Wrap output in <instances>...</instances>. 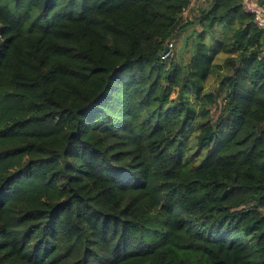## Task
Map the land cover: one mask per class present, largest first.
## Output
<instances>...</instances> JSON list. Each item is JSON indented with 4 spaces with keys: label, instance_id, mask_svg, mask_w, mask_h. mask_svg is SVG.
Returning <instances> with one entry per match:
<instances>
[{
    "label": "trees",
    "instance_id": "16d2710c",
    "mask_svg": "<svg viewBox=\"0 0 264 264\" xmlns=\"http://www.w3.org/2000/svg\"><path fill=\"white\" fill-rule=\"evenodd\" d=\"M243 1L0 0V264H264Z\"/></svg>",
    "mask_w": 264,
    "mask_h": 264
},
{
    "label": "built area",
    "instance_id": "2783aa9c",
    "mask_svg": "<svg viewBox=\"0 0 264 264\" xmlns=\"http://www.w3.org/2000/svg\"><path fill=\"white\" fill-rule=\"evenodd\" d=\"M243 2L244 9L254 15V22L260 27L264 26V7L257 5V3H253L252 0H244ZM172 46L173 44L170 42L166 50L162 52V58H166L170 55Z\"/></svg>",
    "mask_w": 264,
    "mask_h": 264
},
{
    "label": "crops",
    "instance_id": "0c3cea01",
    "mask_svg": "<svg viewBox=\"0 0 264 264\" xmlns=\"http://www.w3.org/2000/svg\"><path fill=\"white\" fill-rule=\"evenodd\" d=\"M253 3H257V0H252ZM212 0H191L190 6L183 14L184 20L193 19L201 10L210 6Z\"/></svg>",
    "mask_w": 264,
    "mask_h": 264
},
{
    "label": "rangeland",
    "instance_id": "374dc122",
    "mask_svg": "<svg viewBox=\"0 0 264 264\" xmlns=\"http://www.w3.org/2000/svg\"><path fill=\"white\" fill-rule=\"evenodd\" d=\"M76 10H77V7L72 9L73 12H75ZM184 21L186 22L187 20H184ZM196 30L198 31L200 29L197 27ZM218 33H222V28H219ZM182 35L184 36L185 32ZM172 42H173V46H174L173 51H175L176 50V46L179 44V39L174 37V38H172ZM212 84H213V79H211L209 81L208 85L211 86ZM213 111L215 112L214 113V116H215V114L217 112H216V110H213ZM259 210L262 212V214H264V209H259Z\"/></svg>",
    "mask_w": 264,
    "mask_h": 264
},
{
    "label": "water",
    "instance_id": "95a60500",
    "mask_svg": "<svg viewBox=\"0 0 264 264\" xmlns=\"http://www.w3.org/2000/svg\"><path fill=\"white\" fill-rule=\"evenodd\" d=\"M166 50V49H165Z\"/></svg>",
    "mask_w": 264,
    "mask_h": 264
}]
</instances>
